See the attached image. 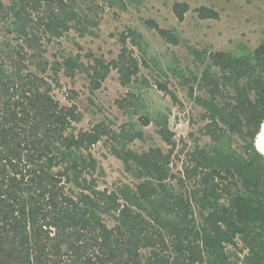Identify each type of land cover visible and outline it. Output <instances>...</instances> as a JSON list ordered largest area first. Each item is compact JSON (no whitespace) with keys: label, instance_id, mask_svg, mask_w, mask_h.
Returning <instances> with one entry per match:
<instances>
[{"label":"trees","instance_id":"trees-1","mask_svg":"<svg viewBox=\"0 0 264 264\" xmlns=\"http://www.w3.org/2000/svg\"><path fill=\"white\" fill-rule=\"evenodd\" d=\"M172 11L183 22L189 6L174 3ZM196 12L201 19L218 18L209 8ZM2 23L0 264H237L225 251L227 245L236 246V236L247 250L241 264H264V156L255 145L264 122L263 45L251 55L209 53L200 79L193 77L208 94L195 101L206 110L203 117L210 122L204 129L214 144L193 146L187 153L191 167L182 177L168 167L175 144L165 115L152 120L171 146L166 154L157 147L142 153L127 148L143 140L142 127L151 121L145 112L138 118L140 129L130 122L129 131L124 126L119 135L102 125L71 132L81 121L80 112L75 104L60 105L51 94L60 70L70 78L86 72L91 90L100 88L110 68L122 86L138 72L124 48L109 63L97 58L85 66L77 55L49 66L42 57L48 43L71 29L81 36L93 34L88 26L96 22L80 16L72 0H0ZM145 24L166 42L179 44L175 33L151 20ZM121 36L122 43L136 38L132 32ZM211 67L218 71L210 72ZM115 135L124 142L112 153L139 182L134 188L120 184L99 191L85 178L96 163L89 150L101 136L115 140ZM235 140L240 152L232 148ZM104 216L117 222L113 228L105 225ZM147 248L151 255L143 261L140 250Z\"/></svg>","mask_w":264,"mask_h":264},{"label":"rangeland","instance_id":"rangeland-1","mask_svg":"<svg viewBox=\"0 0 264 264\" xmlns=\"http://www.w3.org/2000/svg\"><path fill=\"white\" fill-rule=\"evenodd\" d=\"M72 2L80 16L96 22V25L90 26L89 23L88 26L93 34L85 33L81 36L71 29L62 38L48 43L42 57L49 62V66L54 61L62 62L63 58L77 55L85 66H93V60L97 58L109 63L117 60L124 48L126 56L135 60L138 72L131 77L128 85L122 86L118 72L110 68L106 78L100 83V88L91 90L86 72L77 71L70 78L60 70L57 74L58 84H53L51 94L60 105L75 104L80 112L81 121L73 124L71 132L77 135L79 131H90L93 127L102 125L119 135L123 133L124 126L129 131L127 124L130 122L134 123L135 129H140L138 118L145 112L151 121L142 127L144 138L133 140L128 143L127 148L142 153L157 147L166 154L171 146L163 142L157 133V125L152 120L153 117L156 119L165 115L168 120L167 128L173 134L175 144L168 167L171 174L183 177L185 169L191 167L187 162V153L192 151L193 146L197 144L198 147H207L214 144L204 129L210 122L208 117H203L206 110L195 101V97L207 98L208 94L204 89L197 88V83L192 79H200L205 65H209V53L222 51L234 55H251L260 45L264 46V0ZM174 3H186L189 6L183 22H178L172 11ZM201 7L212 9L218 14V18L201 19L196 12ZM147 20L156 23L160 29L175 33L179 44L166 42L155 29L145 24ZM2 26L4 23L0 24ZM129 32L136 35L135 41L128 37L122 43L121 35L127 36ZM8 37L10 44L14 46L16 42L12 40L13 35ZM134 42H139L140 45L137 46ZM193 50L199 57L195 56ZM89 54L90 57L86 58ZM217 71L214 67L210 69V72ZM159 85H164L167 91L161 90ZM190 87L194 89L192 96L188 93ZM117 102H123L124 107L120 108ZM116 138L114 140L112 136H101V140L89 150L96 163L93 171L90 170L93 173L87 174L85 178L87 181L92 180L99 191L106 188L111 191L120 184L134 188L139 182L125 171L123 161L112 153V147L120 151L124 142L119 136ZM231 145L235 151H241L238 140ZM171 184L175 191L179 190L175 180ZM189 188L190 186L188 191ZM182 193L185 194V190ZM195 214L198 215L195 217L199 222L196 206ZM103 222L108 228H113L117 223L107 216H104ZM240 240L241 236H236V246L225 247V251L237 264H241L247 253ZM150 250H140L143 261L151 255Z\"/></svg>","mask_w":264,"mask_h":264},{"label":"bare ground","instance_id":"bare-ground-1","mask_svg":"<svg viewBox=\"0 0 264 264\" xmlns=\"http://www.w3.org/2000/svg\"><path fill=\"white\" fill-rule=\"evenodd\" d=\"M255 145L257 150L264 156V122L262 124L261 133L257 137Z\"/></svg>","mask_w":264,"mask_h":264}]
</instances>
